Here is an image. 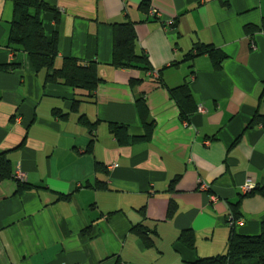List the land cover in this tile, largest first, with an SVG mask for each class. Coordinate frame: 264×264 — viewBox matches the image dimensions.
Returning a JSON list of instances; mask_svg holds the SVG:
<instances>
[{"label":"crops","instance_id":"0c3cea01","mask_svg":"<svg viewBox=\"0 0 264 264\" xmlns=\"http://www.w3.org/2000/svg\"><path fill=\"white\" fill-rule=\"evenodd\" d=\"M44 1L59 14L44 15L55 67L94 62L102 81L91 93L46 81L9 47L15 5L0 0V65L17 64L0 70V153L29 186L0 177V264H188L227 252L233 205L237 232L261 234L264 0ZM128 22L151 70L113 63ZM200 45L220 67L191 57ZM184 84L186 114L172 92Z\"/></svg>","mask_w":264,"mask_h":264},{"label":"trees","instance_id":"16d2710c","mask_svg":"<svg viewBox=\"0 0 264 264\" xmlns=\"http://www.w3.org/2000/svg\"><path fill=\"white\" fill-rule=\"evenodd\" d=\"M13 2L15 5V19L11 24L9 47L14 51L27 53L36 71L45 69L47 71L45 80L48 82L62 83L75 89L87 90L90 93L97 89L102 80L94 62L84 65L75 58L67 57L63 60L61 68L55 67V60L59 53L58 35L56 33L47 34L44 25V15L49 13L56 14L58 20L59 14L56 8L44 0H13ZM114 37L113 63L115 66L152 69L147 57L137 55L135 52L136 35L132 22L116 24ZM205 53L211 55L217 67L221 66L225 56L221 55L211 45L198 46L194 49L191 57ZM16 68L17 64L0 65V70L5 71L15 70ZM172 92L183 108L184 114L191 110L189 101L192 99V95L188 85L184 84L173 88ZM141 105L144 104L141 103ZM256 122H264V117L258 115ZM111 126L115 131L126 128L116 123ZM9 163L8 157L0 153V177L10 175V177L12 176L15 179V173H10ZM15 180L19 184V191L29 189L26 179L24 181ZM231 215H233L235 220L240 219V213L234 205L233 212L229 214V217ZM228 221L231 225L230 219ZM231 228L228 249L225 254L199 258L188 264H264V222L261 234L255 236L239 234L235 229V224L231 225ZM180 239L189 248H195V235L190 230L183 232Z\"/></svg>","mask_w":264,"mask_h":264},{"label":"built area","instance_id":"2783aa9c","mask_svg":"<svg viewBox=\"0 0 264 264\" xmlns=\"http://www.w3.org/2000/svg\"><path fill=\"white\" fill-rule=\"evenodd\" d=\"M150 13H151L152 15L158 14L157 11H156L155 9H151V10H150ZM156 74H157V73H156ZM200 111H201V112H204L205 109H204L203 107H201V108H200ZM15 179H19V180L24 181V180H25V174H24L22 171H18V172L15 173ZM199 189L202 190V191H207V190L210 189V186H209V184L206 183L205 181L200 180ZM251 189H252V186H251L250 184H246V185L243 187V192H249V191H251ZM212 199H213L214 201H216V196H212ZM229 219H230V221H231V222H230L231 225H233V224L236 225L238 222H241V221H242V219L235 220L234 217H233V215H231V216L229 217Z\"/></svg>","mask_w":264,"mask_h":264}]
</instances>
